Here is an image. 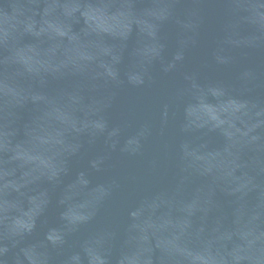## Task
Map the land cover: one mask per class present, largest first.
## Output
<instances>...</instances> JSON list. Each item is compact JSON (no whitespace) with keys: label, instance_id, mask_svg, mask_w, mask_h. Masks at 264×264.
Here are the masks:
<instances>
[{"label":"water","instance_id":"obj_1","mask_svg":"<svg viewBox=\"0 0 264 264\" xmlns=\"http://www.w3.org/2000/svg\"><path fill=\"white\" fill-rule=\"evenodd\" d=\"M0 264H264V0H0Z\"/></svg>","mask_w":264,"mask_h":264}]
</instances>
